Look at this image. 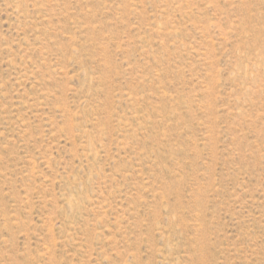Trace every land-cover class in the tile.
<instances>
[{
  "label": "rangeland",
  "instance_id": "374dc122",
  "mask_svg": "<svg viewBox=\"0 0 264 264\" xmlns=\"http://www.w3.org/2000/svg\"><path fill=\"white\" fill-rule=\"evenodd\" d=\"M0 264H264V0H0Z\"/></svg>",
  "mask_w": 264,
  "mask_h": 264
}]
</instances>
